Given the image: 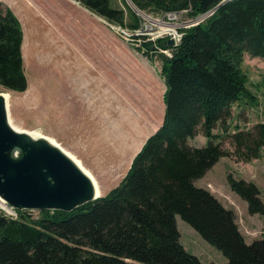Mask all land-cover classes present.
Masks as SVG:
<instances>
[{
	"label": "trees",
	"instance_id": "obj_1",
	"mask_svg": "<svg viewBox=\"0 0 264 264\" xmlns=\"http://www.w3.org/2000/svg\"><path fill=\"white\" fill-rule=\"evenodd\" d=\"M76 1L106 21L139 25L127 3L126 13L110 0ZM130 1L153 15L184 9L190 16L213 13L182 30L171 57L158 55L165 114L122 179L69 211L40 209L33 216L29 209H15L13 217L0 209V264H204L181 243L177 214L221 249L225 264H264V235L246 241L236 211L194 184L221 156L250 161L264 147V121L229 133L231 148L213 131L225 124L241 93L250 96L241 63L245 53L264 59V0ZM11 9L0 2V86L24 92L29 83L24 31ZM164 42L158 47L165 48ZM140 47L155 53L149 40ZM198 132L206 144H188ZM233 175L228 172L230 188L246 201L249 213L264 214L258 184Z\"/></svg>",
	"mask_w": 264,
	"mask_h": 264
},
{
	"label": "rangeland",
	"instance_id": "obj_2",
	"mask_svg": "<svg viewBox=\"0 0 264 264\" xmlns=\"http://www.w3.org/2000/svg\"><path fill=\"white\" fill-rule=\"evenodd\" d=\"M5 1H10L22 19L24 71L29 81L24 92L8 94L11 96L8 115L12 124L20 130L52 137L94 176L101 194L108 192L131 166L145 138L157 128L156 116L161 101L155 96L158 103L155 104L154 79L161 90L165 89L157 76L161 67L160 52L137 50V41L132 44L133 41L119 37L106 24L109 21L76 0H0L6 4ZM110 2L123 9L127 3L135 11L140 19L139 26L154 40L150 41L154 49L160 40H173V45L165 48H172L176 40L174 43L170 35L154 38L150 26H181L177 29L183 32L197 25L194 23L196 16L188 15L189 11L153 15L141 12L130 0ZM242 60L241 68L247 75L250 96L241 93L240 99L231 104L232 114L224 119L225 124L214 126L213 131L219 136L217 140L224 147L231 148L229 133L264 121V59L245 53ZM0 90L4 89L0 86ZM189 141L200 146L206 144L207 137L198 132L190 136ZM256 158L260 160L255 162L264 164V147ZM253 160L222 156L205 175L196 178L194 184L215 187L212 193L216 198L237 210L238 203L230 197L240 199V196L230 188L228 172L255 182V175L262 177L264 172L262 167L258 170L251 163ZM259 189L264 202V185ZM244 203L246 206L245 200ZM0 209L5 213L4 207ZM29 212L36 216L38 209ZM237 213L238 210L236 220L246 241L264 235V221L252 222L246 219L247 214H241V220ZM175 217L187 250L204 264L227 263L221 249L206 241L179 214Z\"/></svg>",
	"mask_w": 264,
	"mask_h": 264
},
{
	"label": "water",
	"instance_id": "obj_3",
	"mask_svg": "<svg viewBox=\"0 0 264 264\" xmlns=\"http://www.w3.org/2000/svg\"><path fill=\"white\" fill-rule=\"evenodd\" d=\"M164 45H173V40ZM8 109L0 90L1 207L69 211L103 195L96 196L91 176L59 143L14 129Z\"/></svg>",
	"mask_w": 264,
	"mask_h": 264
},
{
	"label": "built area",
	"instance_id": "obj_4",
	"mask_svg": "<svg viewBox=\"0 0 264 264\" xmlns=\"http://www.w3.org/2000/svg\"><path fill=\"white\" fill-rule=\"evenodd\" d=\"M138 10H140V9H138ZM184 10L167 11V13H164V14H161V15H165V14H168V13L171 14L172 12H177L178 13V12H181V11H184ZM140 11L143 12L142 10H140ZM185 11H187V9ZM144 13H145V11H144ZM210 13L212 14L213 11H209L206 14L197 15L196 17H194L195 18L194 23L197 24V22L199 23L200 21L204 20L206 18V16H208ZM173 14H176V13H173ZM183 16H182V19H184ZM148 18L153 19L151 17H148ZM175 20H176V18H174L173 22H175ZM106 24L110 28H112L117 33V35H119V37H121L122 39L128 40V41H133V42H130L132 44H135L134 41L139 42V44H137V42H136L135 48L137 50H141L142 52H145V51H143V48L140 47L142 42L148 41V40L149 41H154L151 37L148 36L147 33H144L143 27L141 29V27L139 25H138L137 28L134 29V28L127 27V26H125L123 24L121 25V24H118V23H111V21L109 23L106 22ZM180 27L181 26H177L175 28L174 27H172V28H161V27L157 26V27H155L153 29H150V30H154V38H158L160 36L163 37L165 35H170V38H174V43H175V40H176V45H178L180 43V41L182 40V34H183V32H181L179 29H177V28H180ZM176 45H174V47ZM154 51L155 52L158 51L160 53L164 52L169 57H171V55L173 54V50H171V48L155 47ZM4 208H5L4 211H5L6 214H9V215H11L13 217L17 216V212H16V210L14 208H7V207H4Z\"/></svg>",
	"mask_w": 264,
	"mask_h": 264
},
{
	"label": "crops",
	"instance_id": "obj_5",
	"mask_svg": "<svg viewBox=\"0 0 264 264\" xmlns=\"http://www.w3.org/2000/svg\"><path fill=\"white\" fill-rule=\"evenodd\" d=\"M6 2V5L7 6H9V7H11L12 9V11L14 12V14L18 17V19H20V16L18 15V13L16 12V10H15V8L14 7H12V5L9 3L10 1H5ZM21 21H22V19H20ZM20 21V22H21ZM21 25L23 26V24H22V22H21ZM25 33V32H24ZM23 43H24V35H23ZM24 45V44H23ZM22 53H23V46H22ZM25 58V57H24ZM24 60V59H23ZM159 72H160V68H159V71L157 72V76H158V78L159 79H161V82H163V77L162 76H160V74H159ZM154 83L156 84V87H154V89H155V91H154V101H155V96L156 97H158V100H160L161 101V103H160V105H158V111H157V113H158V116H156V112H154V114H155V116H156V120H157V123H156V126H157V128H159L160 127V125H161V122H162V119H163V116H164V101H163V93H164V91L166 90V88L163 90H161V88L159 87V85H158V82L156 81V79H154ZM163 85H164V83H163ZM165 86V85H164ZM155 104L157 105L158 103L155 101ZM156 129V128H155ZM154 129V130H155ZM146 140V139H145ZM144 140V141H145ZM143 141V142H144ZM187 143L189 144L190 143V141H189V138H188V140H187ZM191 144V143H190ZM192 145V144H191ZM222 157V156H221ZM220 157V158H221ZM220 158L217 160V162H215V163H218L219 162V160H220ZM258 160H260V158H254V160L251 162L252 164H254L255 165V167L258 169V170H261V168L260 167H262L263 168V172H264V164H260L259 162H255V161H258ZM214 165L215 164H213L208 170H210V169H212L213 167H214ZM207 170V171H208ZM256 177V179H255V182H256V184H258V186H259V188L261 187V186H263L264 184V174L262 175V177H258L257 175H255ZM195 181V180H194ZM262 184V185H261ZM209 187V186H208ZM208 189H210V191L211 192H213L214 193V190H215V187H209ZM260 190V189H259ZM260 193H261V190H260ZM231 198V200H236V202L238 203L237 204V210H238V215H241V214H243V216L245 215V214H247V216H246V219H248V220H252V222H257V221H260V220H262V221H264V218L262 219V217H264V214H261V215H258V213H249V210H247V203H246V206H245V203H244V199L242 198V197H240V199H241V201H240V199L239 198H237V197H230ZM243 201V202H242ZM235 202V201H234ZM235 202V203H236ZM246 202V201H245ZM232 208V207H231ZM234 210L237 212V210H236V208L234 207ZM236 212H235V214H236ZM241 220H242V215H241ZM240 228V227H239ZM188 232H191L190 230H188ZM191 234H193L192 232H191ZM244 235V234H243ZM180 239H182L181 238V233H180ZM181 241V240H180ZM181 243L183 244V242L181 241ZM184 245V244H183Z\"/></svg>",
	"mask_w": 264,
	"mask_h": 264
},
{
	"label": "bare ground",
	"instance_id": "obj_6",
	"mask_svg": "<svg viewBox=\"0 0 264 264\" xmlns=\"http://www.w3.org/2000/svg\"><path fill=\"white\" fill-rule=\"evenodd\" d=\"M152 24V23H151ZM171 25V24H170ZM173 25H176V23H173ZM148 26V25H147ZM149 27V26H148ZM149 28H151V29H153L154 27L153 26H150ZM161 28H165V27H161ZM166 28H169V27H166ZM8 94H10V92H7V91H3V95H4V98H5V100H6V103H7V106L9 105V100H10V98H11V96L10 95H8ZM8 119L10 120V125L14 128V129H16V130H18V131H27L31 136H33V137H39V136H45V135H42V134H40V133H38L37 131H30V130H20V129H17L13 124H12V120L9 118V115H8ZM46 137H48V136H46ZM48 138H50V140H52V141H54V142H56L52 137H48ZM57 143V142H56ZM63 148V147H62ZM65 151H66V153L68 154V155H70V157L72 158V159H74L75 161H76V163L80 166V167H82V169L88 174V175H90L91 176V178L93 179V182H94V185H95V187H96V196H98V195H100L101 194V189L99 188V186H98V184H97V181H96V179H94V176L85 168V166H82L83 164L74 156V155H72L69 151H67L65 148H63ZM0 204H2V202H1V200H0Z\"/></svg>",
	"mask_w": 264,
	"mask_h": 264
}]
</instances>
